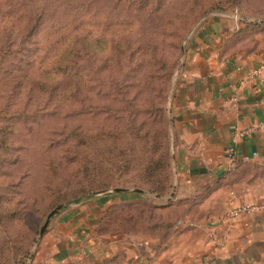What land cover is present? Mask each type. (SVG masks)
I'll list each match as a JSON object with an SVG mask.
<instances>
[{"label": "rangeland", "instance_id": "374dc122", "mask_svg": "<svg viewBox=\"0 0 264 264\" xmlns=\"http://www.w3.org/2000/svg\"><path fill=\"white\" fill-rule=\"evenodd\" d=\"M217 20L230 31L226 60L264 53V0H0V264H81L46 254V236L98 199L110 202L99 234L159 243L146 261L123 250L109 264H155L179 215L165 211L173 90ZM237 168L264 173L255 161Z\"/></svg>", "mask_w": 264, "mask_h": 264}, {"label": "crops", "instance_id": "0c3cea01", "mask_svg": "<svg viewBox=\"0 0 264 264\" xmlns=\"http://www.w3.org/2000/svg\"><path fill=\"white\" fill-rule=\"evenodd\" d=\"M222 21L206 23L191 43L173 90L176 186L165 211L180 219L170 220V245L155 252V264H264V213L235 221L226 217L233 200L264 201V173L237 168L236 177L233 171L256 152L260 157L251 161L264 166V75L247 79L264 65V53L222 57L221 42L230 32ZM109 204L98 199L65 211L49 227L46 254L62 263L100 264L125 250L131 259L146 261L159 246L150 237L99 234ZM178 221L189 229L175 231ZM215 233L226 234L225 244L210 236Z\"/></svg>", "mask_w": 264, "mask_h": 264}, {"label": "built area", "instance_id": "2783aa9c", "mask_svg": "<svg viewBox=\"0 0 264 264\" xmlns=\"http://www.w3.org/2000/svg\"><path fill=\"white\" fill-rule=\"evenodd\" d=\"M264 75V65H261L257 69L253 70L252 72L249 73L247 76V79H255L259 76ZM228 157L234 160L236 158V152L233 149H230L228 152ZM260 155L259 153H254L252 157L247 156L244 158L245 161H251L259 158ZM259 213H264V201L262 202H257V203H242L238 204L236 203L235 200L231 201L229 210L227 212V219L231 221H235L237 219H241L244 217L250 218L252 216H255L256 214ZM217 233V232H216ZM210 234L212 237H220V234ZM225 239L226 237H220L218 239V242L223 245L225 244Z\"/></svg>", "mask_w": 264, "mask_h": 264}, {"label": "water", "instance_id": "95a60500", "mask_svg": "<svg viewBox=\"0 0 264 264\" xmlns=\"http://www.w3.org/2000/svg\"><path fill=\"white\" fill-rule=\"evenodd\" d=\"M118 192H119V190H118ZM50 216H51V215H50ZM50 216L48 217V220H47V222H46V224H45L44 228L42 229V232H41V234H43V233H44V231H45V229H46V227H47L48 221H49V219H50Z\"/></svg>", "mask_w": 264, "mask_h": 264}, {"label": "trees", "instance_id": "16d2710c", "mask_svg": "<svg viewBox=\"0 0 264 264\" xmlns=\"http://www.w3.org/2000/svg\"><path fill=\"white\" fill-rule=\"evenodd\" d=\"M239 164H242V163H239ZM107 261L106 262L103 261V263H100V264H109L111 260H107Z\"/></svg>", "mask_w": 264, "mask_h": 264}]
</instances>
